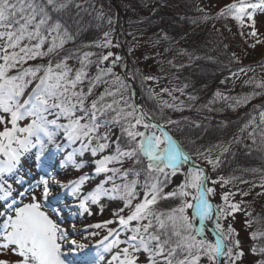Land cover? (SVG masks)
<instances>
[{
	"label": "snow or ice",
	"instance_id": "6c2138e0",
	"mask_svg": "<svg viewBox=\"0 0 264 264\" xmlns=\"http://www.w3.org/2000/svg\"><path fill=\"white\" fill-rule=\"evenodd\" d=\"M71 2L0 0V204L3 205L0 207V264H98L103 259L99 251L90 256L87 246L76 240L70 242V249L64 250L67 232L62 223L63 214L73 205L63 196L78 201L81 214H91L89 203L98 204L102 197L124 200V207L114 213L118 217L116 221L91 226L101 228L115 222L122 231L130 233L120 240V233L109 229L108 235L99 242L104 252L119 249L108 264H204L205 261L237 264L244 252L240 250V241L235 239V230L230 224L223 225L221 219L239 211V205L229 202V195H234L231 193L223 195L224 207L209 201L214 189L208 186L207 173L191 162L168 128L176 122L159 123L126 100L121 106L123 97L117 100L116 93L107 89L88 103L102 75L110 74L111 69L89 80L85 91L81 85L88 78L85 69L89 54H84L81 67L75 71L67 63L73 58L72 53L54 59L73 39L70 25L59 15ZM257 9L264 12V0H234L218 15H230L241 27L245 20L251 21L254 29ZM251 35L255 36L256 32L253 30ZM111 55L103 56L101 63ZM45 58H49L46 64H29ZM106 97L113 99L107 102ZM260 115L264 123V112ZM24 121L27 122L22 124ZM60 133H63L62 139ZM77 143L79 147H74ZM86 152L100 157L91 161L96 175H111H106L104 181L84 194L82 190L92 178L91 173L63 182L50 169L57 167L59 158L60 169L79 172L87 162L78 157L82 158ZM105 152L109 154L101 155ZM31 155L44 175L14 197L13 184L4 178L12 175L14 183H24L23 177L15 178V174L23 170ZM207 162L215 170L217 162L210 159ZM126 163L128 167L124 168ZM141 173L145 174V192L133 204ZM31 174L29 167L27 175ZM177 174L183 179L172 191L164 192L170 178ZM116 176L124 183L116 185L113 180ZM130 176L133 178L129 179ZM109 181H113L111 189L104 187ZM168 199L178 203L166 211L156 208L160 200ZM125 209L129 213L119 215ZM206 231L212 234L213 240L207 238ZM258 235L264 236V233L254 232L251 238L256 240ZM112 236L116 238L105 243ZM121 244L125 247L119 248ZM252 252H257L255 246ZM259 252L264 254V247ZM69 253L73 255L71 260ZM137 253L145 254V258L141 260Z\"/></svg>",
	"mask_w": 264,
	"mask_h": 264
},
{
	"label": "trees",
	"instance_id": "16d2710c",
	"mask_svg": "<svg viewBox=\"0 0 264 264\" xmlns=\"http://www.w3.org/2000/svg\"><path fill=\"white\" fill-rule=\"evenodd\" d=\"M217 1L224 6L234 2ZM59 15L70 25L73 39L54 59L72 53L73 58L67 63L75 71L81 67L84 54H89L85 69L88 78L81 85L85 91L89 80L111 69L110 74L102 75L88 103L107 89L116 93L115 99L123 97L121 106L124 100L134 106L133 87L143 112L159 123L175 121L168 128L191 159L207 167L209 183L234 194L252 248H257L255 264L264 261V254L259 252L264 247V236L251 238L254 232L264 233V123L260 115L264 112V90H255L245 97L237 87L242 100L236 102L232 97L235 88L229 91L225 87L243 69L234 58L238 44L245 46L243 37L239 31L234 36L221 33L235 20L230 15L203 19L198 0H72ZM136 41L147 42L153 49L137 59ZM120 44L127 54L131 86L123 75L126 61ZM108 53L112 55L101 63ZM263 53L264 40L256 50L247 48L241 60L254 61ZM49 58L29 64H46ZM106 63L108 68L102 69ZM255 67L264 68V62ZM158 82L175 86V101L169 104L170 100L153 95ZM112 99L106 97L107 102ZM62 136L59 134V138ZM209 159L217 162L215 170L207 162ZM139 178L144 185L145 174ZM160 180L163 184L164 177ZM212 180L219 182L213 184ZM225 180L228 183H223ZM169 185L170 182L163 191ZM176 203L160 200L156 208L166 211Z\"/></svg>",
	"mask_w": 264,
	"mask_h": 264
},
{
	"label": "rangeland",
	"instance_id": "374dc122",
	"mask_svg": "<svg viewBox=\"0 0 264 264\" xmlns=\"http://www.w3.org/2000/svg\"><path fill=\"white\" fill-rule=\"evenodd\" d=\"M200 2V10H201V16L203 19H210L216 16H219L218 13L225 7L221 3H219L217 0H198ZM250 2H255V0H250ZM251 11V9H249ZM255 21V27L251 26L252 22L245 20L244 26L241 27V25L235 21L234 24H231L228 27L222 28L223 32H229L230 36H234L237 31L241 34L243 37V41L245 42V46H242L241 44H238L235 53L234 58L238 62V64L243 67V71H240L236 76L233 77L232 80L227 81L225 84V87L227 90L232 91L235 88V92L232 97H234L236 102H241V97L237 95V87L242 90L245 97H247L249 94L254 92L255 90H264V68L258 69V67H255V65L261 64L264 62V53L261 55L260 58L251 61L250 59L247 60H241L242 57L245 55V50L252 49L256 50V47H258L259 43H261L264 40V12H261L259 9L256 10L254 17ZM256 32V35H251L252 31ZM2 43V42H0ZM134 42V55L137 59H140L144 57L145 55H148L151 51V49L148 47L147 42ZM254 65V66H252ZM109 63H106L102 69L108 68ZM257 85H260L259 87ZM176 88L175 86H171L163 83H157V86L153 88V95L157 98H164L167 101H169V104L172 101H175V92ZM175 93V94H174ZM133 104L138 109V111H143L140 108V101H136ZM180 104V103H178ZM179 106V105H178ZM27 121L22 122L26 123ZM62 123L65 121H61ZM105 131V129H101V132ZM61 134V133H60ZM62 139V138H61ZM66 143V142H65ZM74 147H79V143L74 145ZM69 151L71 149H68ZM35 151V150H33ZM108 152H105L101 155H108ZM100 157H92L90 152H86L84 156L78 157V159H83L85 162H87V166L82 169L81 171L77 172L72 169H60L58 167L59 164V158L56 159L57 167L55 168L56 171H53L56 175V178L60 181L66 182L69 179H75L77 176L82 175L85 172H89L92 175V178L87 181L83 188V193L86 194L87 192L91 191L95 186L102 181L105 180L106 175L109 174H103L96 175L94 172L95 164L91 163V161H94L96 159H99ZM31 160H35L34 155L29 156L25 163L23 170L21 172H18L15 174L19 175L21 177V174L23 172H28L29 167L32 169V176L30 178L27 177V175H23L24 183L17 184L14 183L12 175H9L5 177L4 179L7 180L8 183L13 184V188L16 190L13 192L14 197H18V193L21 191H24L28 186L33 183L35 180H38L42 175H44L43 170L36 167V160L34 164L31 163ZM197 166L204 168L207 170V167L204 165H201L200 163H196ZM115 167H120V165H114ZM128 164L126 163L124 165V168H127ZM50 171H52L50 169ZM26 180V181H25ZM114 183L116 185H121L124 183V181L119 177L116 176L113 178ZM181 176L177 174L175 177L170 178V185L164 192L172 191L176 185L180 182ZM138 184L135 189L136 192V200L133 201V204L139 202L142 198L144 193L142 192L141 188L143 185L142 178L138 179ZM7 185L5 184V187ZM208 186L212 187L214 189V194L210 195L208 197L209 201L216 206L224 207L225 201L222 199L223 195L225 193H229L220 185H212L208 181ZM55 187V185H54ZM105 188L111 189L113 187V181H109L108 183L104 184ZM57 191H59L57 189ZM232 194V193H231ZM63 196V194H61ZM63 199L66 200L68 203L72 204L73 207L71 210H66L63 214V227L66 229L67 232V241L64 244V250L67 251L72 247L71 241L76 240L78 243H82L86 245V252L89 253L90 256L94 255L97 251L101 253L103 256V259L98 262V264H108V261L111 260V257L116 254L119 249L113 248L110 252H104L103 251V245H99V242L104 239L105 236L108 235L109 229H116L120 235L119 239L124 240L130 233L124 232L121 230V227L118 223L108 224L105 227L101 228H95L91 227L92 225L101 224L103 225L105 221L107 220H113L116 221L118 219L117 216L114 215V213L118 212L120 208L124 207V200L122 199H110L109 197H102L100 202L98 204H91L89 203V213H83L81 214L80 209L78 208V201L72 200L71 197L63 196ZM229 202L235 203V197L234 195H229L228 197ZM27 202V200H25ZM63 205H61L62 207ZM0 207H3L2 204H0ZM241 210V207H240ZM129 209H125L124 212H120L119 215H127L129 213ZM191 210H189L190 214ZM242 214L238 211L234 213L232 216H228L227 218H222L221 223L225 226L231 225L232 228L235 230V239L240 241L241 249L244 252V256L240 259L239 264H255L256 263V254L252 252V244L249 238V234L247 232V228L244 226V222L242 219ZM209 223V222H208ZM73 225H75V228H73ZM135 226V222H133V225ZM95 233V235H93ZM206 236L209 240H213V237L210 232L206 231ZM115 236L109 237V240L105 243L110 242L112 239H115ZM125 247L124 244H121L119 248ZM83 255V254H81ZM141 257V260L145 258V254L137 253ZM68 258L71 260L73 259L72 253H69ZM204 264H207L205 261Z\"/></svg>",
	"mask_w": 264,
	"mask_h": 264
},
{
	"label": "water",
	"instance_id": "95a60500",
	"mask_svg": "<svg viewBox=\"0 0 264 264\" xmlns=\"http://www.w3.org/2000/svg\"><path fill=\"white\" fill-rule=\"evenodd\" d=\"M118 20H119V17H118ZM118 20H117V22H118ZM121 50L123 51V55H124V57H125V60H126V63H127V55H126V53L124 52V49H123V47H121ZM127 70H128V66L126 65V69H125V71H124V77L126 78V80H127V82L128 83H130L129 82V80L127 79ZM192 162V161H191ZM200 168H202V167H200ZM202 169H204V168H202ZM204 171L207 173V171L204 169ZM207 175H208V173H207ZM209 226H211V221H209ZM212 235V234H211ZM213 237V236H212ZM214 239V238H213Z\"/></svg>",
	"mask_w": 264,
	"mask_h": 264
},
{
	"label": "bare ground",
	"instance_id": "6f19581e",
	"mask_svg": "<svg viewBox=\"0 0 264 264\" xmlns=\"http://www.w3.org/2000/svg\"><path fill=\"white\" fill-rule=\"evenodd\" d=\"M35 160H31V163L34 164ZM52 171H56V169H51Z\"/></svg>",
	"mask_w": 264,
	"mask_h": 264
}]
</instances>
